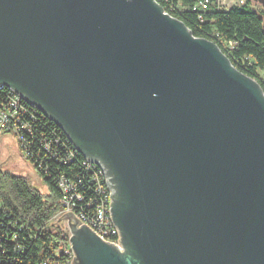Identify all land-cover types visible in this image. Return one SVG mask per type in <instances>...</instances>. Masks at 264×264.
<instances>
[{"label": "water", "instance_id": "1", "mask_svg": "<svg viewBox=\"0 0 264 264\" xmlns=\"http://www.w3.org/2000/svg\"><path fill=\"white\" fill-rule=\"evenodd\" d=\"M1 84L105 171L80 264H264V91L157 0H0Z\"/></svg>", "mask_w": 264, "mask_h": 264}, {"label": "trees", "instance_id": "2", "mask_svg": "<svg viewBox=\"0 0 264 264\" xmlns=\"http://www.w3.org/2000/svg\"><path fill=\"white\" fill-rule=\"evenodd\" d=\"M202 1L157 0L194 36L217 44L233 65L256 78L264 91V77L259 75L264 71V14L248 3L226 8L218 0H207L205 6L200 4ZM6 93L9 91L0 90V99ZM18 111L15 127L28 138L27 160L44 177L49 193L43 195L25 177L0 168V264H70L72 252L66 251L69 229L53 221L61 210L59 197L62 191L56 179L62 176L72 185L69 194L74 195L73 200L77 196L83 199L75 202L74 210L86 214H93L91 204L96 205L104 198L96 186L105 189L104 179L99 176V170L88 165L75 151L53 122L36 119L26 104ZM42 138L52 144L50 149L43 148L44 143L39 141ZM112 240H117L116 234Z\"/></svg>", "mask_w": 264, "mask_h": 264}, {"label": "built area", "instance_id": "3", "mask_svg": "<svg viewBox=\"0 0 264 264\" xmlns=\"http://www.w3.org/2000/svg\"><path fill=\"white\" fill-rule=\"evenodd\" d=\"M207 3V0L202 1L200 4L205 6ZM194 8V7H193ZM6 89L9 91V93H6L3 99H0V132L5 131L7 133H13L16 138L18 139L20 148L22 153L26 158L29 157L28 147L26 145V142L28 140L27 137H24L19 130L16 129L15 124H18V110L23 109L25 107V104L31 107L33 112L35 113L36 119H48L49 123H54L55 126L62 131V133L66 136V138L69 140L75 151L82 155V153L75 147V145L70 140L69 136L66 134V132L57 125V123L50 119L42 110H40L38 107L34 106L33 104L29 103L24 97H22L16 90H14L12 87L6 86L1 84L0 90ZM24 102V103H22ZM24 129L25 127L22 126ZM46 138V137H45ZM47 139H40L39 141L44 143L43 148L50 149L51 143L46 142ZM83 156V155H82ZM84 160L88 163V165H93L97 170H99V176H102L104 179L105 189L100 186L96 185L98 188V191H100L104 196V198L97 202L96 205L92 203L94 207L93 214H86L84 211H75L74 210V204L75 202H82L83 199H81L79 196H77L76 200L74 201V195H70L69 191L72 188V185L66 183L65 179L62 176H59L56 181L58 186L60 187L62 194L59 197V202L61 206V212L64 213L68 210H71L72 213L77 215L80 220L87 223L95 232H98L104 239L106 240H112L113 234H116L117 240L113 241L115 243H118V231L115 228V225L112 222L111 217L109 216L108 209H109V197H110V190L108 189V185L106 183V177H105V171L103 170L102 166L99 165L98 162L89 161L85 156ZM37 164V163H35ZM34 164V165H35ZM39 168L40 165L38 164ZM38 169V168H37ZM84 198V197H83ZM92 199H89V201ZM1 208V203H0ZM18 234H20V229L17 231ZM16 232V234H17ZM15 234V235H16ZM68 252H72L71 245L69 244V248L66 250Z\"/></svg>", "mask_w": 264, "mask_h": 264}, {"label": "rangeland", "instance_id": "4", "mask_svg": "<svg viewBox=\"0 0 264 264\" xmlns=\"http://www.w3.org/2000/svg\"><path fill=\"white\" fill-rule=\"evenodd\" d=\"M221 5L226 8L240 6L248 3L252 8L264 14V0H218ZM264 17V15H263ZM259 75L263 78L264 71H260ZM258 84L256 78H252ZM0 168L10 171L14 174L23 176L29 182V184L38 190L43 195L49 193V188L44 177L40 176L34 166L27 160L21 151L18 139L13 133H7L5 131L0 132ZM63 213L61 210L54 216V223L60 225V221L57 220ZM63 226L67 229V219L63 218Z\"/></svg>", "mask_w": 264, "mask_h": 264}, {"label": "flooded vegetation", "instance_id": "5", "mask_svg": "<svg viewBox=\"0 0 264 264\" xmlns=\"http://www.w3.org/2000/svg\"><path fill=\"white\" fill-rule=\"evenodd\" d=\"M72 251H73V255H72V259H71V263L70 264H80V260L76 256L75 251L73 249H72Z\"/></svg>", "mask_w": 264, "mask_h": 264}, {"label": "bare ground", "instance_id": "6", "mask_svg": "<svg viewBox=\"0 0 264 264\" xmlns=\"http://www.w3.org/2000/svg\"><path fill=\"white\" fill-rule=\"evenodd\" d=\"M69 244H70V240H69ZM71 245V244H70ZM72 255H73V251H72Z\"/></svg>", "mask_w": 264, "mask_h": 264}]
</instances>
